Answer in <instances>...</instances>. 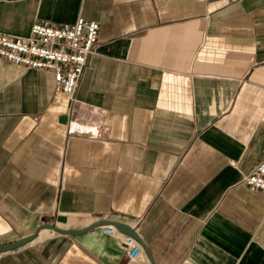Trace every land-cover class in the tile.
<instances>
[{
    "label": "crops",
    "instance_id": "0c3cea01",
    "mask_svg": "<svg viewBox=\"0 0 264 264\" xmlns=\"http://www.w3.org/2000/svg\"><path fill=\"white\" fill-rule=\"evenodd\" d=\"M100 23L72 100L0 56V243L130 225L154 264H264V0H0V31ZM142 246V244L140 243ZM0 264H152L102 225Z\"/></svg>",
    "mask_w": 264,
    "mask_h": 264
},
{
    "label": "built area",
    "instance_id": "2783aa9c",
    "mask_svg": "<svg viewBox=\"0 0 264 264\" xmlns=\"http://www.w3.org/2000/svg\"><path fill=\"white\" fill-rule=\"evenodd\" d=\"M99 37L100 23L96 20L80 16L74 23L62 26L42 20L32 25L28 35L0 31V56L29 68L52 70L55 89L75 100ZM242 182L252 190H264V160L256 164ZM102 228L105 233L119 236L128 247L130 259H136L142 252V246L131 235L111 224Z\"/></svg>",
    "mask_w": 264,
    "mask_h": 264
},
{
    "label": "water",
    "instance_id": "95a60500",
    "mask_svg": "<svg viewBox=\"0 0 264 264\" xmlns=\"http://www.w3.org/2000/svg\"><path fill=\"white\" fill-rule=\"evenodd\" d=\"M105 224L106 225H108V224L114 225L120 232L131 235L132 237H134L139 243L142 244L144 251L146 252L148 257L150 258L152 264H154V258L152 256L150 249L148 248V246L146 244L141 242V239H140L139 235L137 234V232L134 228H132L130 225L122 223V222L107 221V220H101L98 222H94V223L90 224L89 226H87L86 228H82V229H65V228H60L55 224L44 222V223L40 224L35 229V231L33 233H31L27 236H23L21 238L13 240V241L0 243V254L18 249L19 247H21V246L25 245L26 243L32 241L37 236L38 232L43 228H49V229H51L57 233H61V234L79 235L81 233H84V232L96 227V226L105 225Z\"/></svg>",
    "mask_w": 264,
    "mask_h": 264
}]
</instances>
